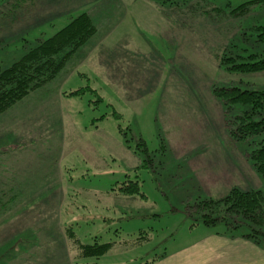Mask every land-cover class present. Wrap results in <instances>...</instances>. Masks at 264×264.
Segmentation results:
<instances>
[{"label":"rangeland","instance_id":"1","mask_svg":"<svg viewBox=\"0 0 264 264\" xmlns=\"http://www.w3.org/2000/svg\"><path fill=\"white\" fill-rule=\"evenodd\" d=\"M247 2L252 4L244 15L230 14ZM84 13L97 32L56 79L16 107L38 106L42 112L1 126L0 137L6 130L21 132L18 143L29 153L60 144L66 192L59 194L58 219L53 204L36 209L37 194L0 188V264L46 262L47 255L32 256L43 248L65 250L70 264H148L193 243L208 228L264 249V241L244 237L253 227L242 216L222 208L214 214L220 221L206 226L204 212L195 208L234 188L264 192L248 156L251 142L263 140L264 133L242 141L232 137L224 106L212 93L214 87L264 91V71L230 73L219 65L230 50L262 54L255 27L264 26V0H0V68ZM186 90L195 103L182 95ZM191 103L192 111L185 106ZM40 124L43 143L35 135ZM229 167L234 178L225 177ZM48 169L45 183L52 188L53 167ZM128 175L142 181L146 198L107 193ZM68 228L83 244L95 237L117 244L99 260H79ZM140 237L148 240L134 244ZM57 259L65 264L64 255Z\"/></svg>","mask_w":264,"mask_h":264},{"label":"trees","instance_id":"2","mask_svg":"<svg viewBox=\"0 0 264 264\" xmlns=\"http://www.w3.org/2000/svg\"><path fill=\"white\" fill-rule=\"evenodd\" d=\"M251 4L252 2L241 4L232 9L230 14L242 16ZM255 30L258 32L257 41L264 44V26L255 27ZM96 32L97 28L90 15L81 14L56 35L43 40L35 48L29 50L9 68L4 70L0 68V115L15 108L33 92L56 79L70 59ZM234 54L230 50L220 56L221 69L239 74L264 71V50L262 54ZM212 93L224 106L226 124L232 137L242 141L264 133V91L247 90L240 87H214ZM83 94L84 90L70 93V96ZM140 145L146 147L145 142ZM250 145L254 146V149L248 156L264 180V139L254 140ZM141 147L140 150L143 149ZM151 160L146 161L151 162ZM127 177L124 182L111 184L107 193L114 196L146 198L142 193V181L138 177L134 180L130 178V175ZM195 208L198 212H204L201 222L206 226H214L220 221V218L214 214L222 208H225L228 213L238 214L253 227L251 233L244 237H248L258 244L264 241V231L262 230L264 227V192L262 191H243L234 188L225 198L200 201ZM66 233L71 245L74 246L72 247L78 252L79 260H99L117 244V242H102L98 237L94 238L92 244H83L76 237L73 228H68ZM144 233L147 235V232ZM146 240L148 237H140L135 240L134 244L141 245ZM124 244H128V242H124ZM156 261L155 258L148 264H154Z\"/></svg>","mask_w":264,"mask_h":264},{"label":"crops","instance_id":"3","mask_svg":"<svg viewBox=\"0 0 264 264\" xmlns=\"http://www.w3.org/2000/svg\"><path fill=\"white\" fill-rule=\"evenodd\" d=\"M183 93L182 95L186 97H192V102H194V96L191 91L186 90ZM185 106L188 107L189 110H193L192 103ZM16 107L14 108L17 109L15 110L16 112L11 110L13 113H10L9 116L7 115L0 120V131L8 125H19L25 118L30 116L31 112H42L38 110V106L34 107L30 105L29 109L24 108L23 110H19V108ZM194 109H197V107L194 106ZM52 111L57 112L56 110ZM42 119L45 120L44 117H42ZM28 121L29 120H27L25 124V130H29ZM59 124H62V122L58 121L56 126H59ZM1 126L3 128H1ZM40 127L41 124L38 127L36 125L35 135H37V138H40L39 142L43 143L45 140L41 135L42 133L39 132ZM22 138H24V136H22L21 132L11 130L9 132L6 130L4 136L0 137V188L3 187L5 190H12L14 188L23 195L26 194L28 197L30 193L37 194L36 209H40L41 212V208L44 209L45 207L44 204L47 206L53 204V208L59 219L60 204L63 200L62 198V200L60 199V196L63 191L66 192V190L63 189L64 180L62 177L64 176L60 165L61 146L59 143L56 146L53 144V149H47L48 147H42L41 145L38 152L32 151L29 153L21 147V142L20 144L18 143ZM58 138H61V131ZM45 149L50 155L45 153ZM41 151L43 153H41ZM54 159H56V163L52 162ZM50 167H53V172H51L54 177V185L52 188L47 187L45 183V171L46 168L48 169ZM226 170L225 174L228 175L224 176L226 178L227 176L234 178L233 173L235 170L233 171L230 167L226 168ZM40 177L42 179H40ZM33 179H35V181H33ZM231 182L234 184L235 180ZM28 253L29 251H27L25 255L28 256ZM66 253L65 250L59 249H52L51 252H48L43 248L37 250L36 254L32 256H48V261L39 262L38 264H59L60 259L57 258L64 255L65 259L63 262L65 264H70ZM154 264H264V249L246 239L228 238L208 228V230H205L201 237L194 240L193 243L191 242L176 251L165 254Z\"/></svg>","mask_w":264,"mask_h":264}]
</instances>
